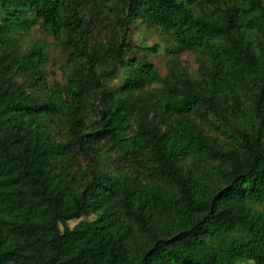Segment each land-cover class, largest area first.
I'll return each instance as SVG.
<instances>
[{"label": "trees", "instance_id": "obj_1", "mask_svg": "<svg viewBox=\"0 0 264 264\" xmlns=\"http://www.w3.org/2000/svg\"><path fill=\"white\" fill-rule=\"evenodd\" d=\"M0 5V264H264V0ZM27 14L64 43L66 84L47 80L41 47L13 41ZM138 19L196 51L203 71L150 105L157 68L126 61Z\"/></svg>", "mask_w": 264, "mask_h": 264}, {"label": "rangeland", "instance_id": "obj_2", "mask_svg": "<svg viewBox=\"0 0 264 264\" xmlns=\"http://www.w3.org/2000/svg\"><path fill=\"white\" fill-rule=\"evenodd\" d=\"M4 16V11L0 5V22ZM28 21L24 25L18 26L17 30L11 33L13 41L18 44L21 51H26L34 46H39L46 54L47 62L45 64L46 78L53 84L60 82L66 84L69 73L68 52L64 43L47 33L40 25V19L31 18L27 14ZM129 40L131 47L127 52L126 61L136 59L142 63H152L158 71L159 78L149 83L142 92L141 103L150 105L156 97L163 96L170 85L176 82V75L181 74L190 79L198 78L203 71L200 66V55L191 49L181 46L177 39L165 33L156 24L143 23L141 19L135 20L130 25ZM2 51L0 50V56ZM123 70V69H122ZM121 70V72H122ZM122 74L106 80L109 88H116L122 79ZM18 82L27 87L26 77L22 74L16 75ZM109 96L102 92L99 93V101L102 103ZM149 117L156 125L164 126L161 117L155 116L149 109ZM204 127L213 137L219 138L222 143H229L232 140V131L220 128L216 123L208 121L201 117ZM55 134L60 141H67L70 138L63 135L56 129ZM76 165L86 167L87 157L81 149L75 145L72 153ZM112 173L115 170V164L112 163L108 168ZM88 216H83L87 218ZM78 219L70 221L73 226ZM241 264H255L254 261H246Z\"/></svg>", "mask_w": 264, "mask_h": 264}]
</instances>
